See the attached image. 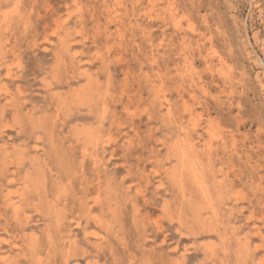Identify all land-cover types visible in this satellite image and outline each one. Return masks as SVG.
<instances>
[{"label":"rangeland","instance_id":"rangeland-1","mask_svg":"<svg viewBox=\"0 0 264 264\" xmlns=\"http://www.w3.org/2000/svg\"><path fill=\"white\" fill-rule=\"evenodd\" d=\"M119 1L107 18L102 0H0V258L264 264V0ZM175 138L194 144L216 215L171 177Z\"/></svg>","mask_w":264,"mask_h":264},{"label":"bare ground","instance_id":"bare-ground-1","mask_svg":"<svg viewBox=\"0 0 264 264\" xmlns=\"http://www.w3.org/2000/svg\"><path fill=\"white\" fill-rule=\"evenodd\" d=\"M4 1H7V0H4ZM169 1H171V0H169ZM102 2H103V4L105 5V7L106 8H104V9H106V13H104V14H106L107 15V18H111V17H116L117 16V10L119 9L118 8V6L120 5V1L119 0H114V3H113V7L112 6H108V4H107V0H102ZM131 2H134V1H131ZM136 2V1H135ZM147 2V1H146ZM148 2H149V5H150V7H149V5L147 4L146 6H148L150 9H151V7L153 8V7H155L154 5H155V3L153 2V0H148ZM78 3V2H77ZM137 4V6H139L138 4H140L139 2H136ZM14 4V3H13ZM16 4V3H15ZM102 4V5H103ZM132 4L133 3H131V6H132ZM169 4H171V3H169ZM1 5V4H0ZM82 5V4H81ZM123 5V4H122ZM125 5V4H124ZM168 5V4H167ZM2 6V5H1ZM13 6V5H12ZM79 6V5H78ZM141 6V5H140ZM172 6V5H171ZM24 7V6H23ZM127 7V6H126ZM148 7H146L147 8V10H146V12H145V14L146 13H148V11H150L151 12V10L149 9L148 10ZM168 7H169V5H168ZM3 8H4V6H3ZM6 8V7H5ZM8 8H10V7H8ZM131 8H133V7H131ZM83 9V8H82ZM168 9H171L172 10V8H168ZM168 9L166 10V12H165V14L168 12ZM0 10H1V7H0ZM4 10V9H3ZM9 9H7V11H8ZM20 10V9H19ZM133 10V9H132ZM137 10H139V9H137ZM142 10H145L144 8L142 9ZM104 11V10H103ZM153 11V10H152ZM170 12H172V11H169L168 13H170ZM2 13H3V11H2ZM19 13V12H18ZM9 14H10V12H9ZM9 14H7L6 13V16L8 15V17H9ZM150 14H152V13H150ZM149 14V15H150ZM164 14V15H165ZM157 15V14H156ZM171 15V14H170ZM177 15V14H176ZM5 16V17H6ZM13 16V15H12ZM1 17H3V16H1ZM0 17V18H1ZM5 17H4V19H5ZM14 17V16H13ZM143 17V16H142ZM167 17V16H166ZM2 19V18H1ZM0 19V20H1ZM10 19V18H9ZM17 19V18H16ZM69 19V18H68ZM68 19H67V21H68ZM123 19V18H122ZM170 19H171V17H170ZM59 21V20H58ZM67 21H66V23H67ZM113 21V20H112ZM188 21V20H187ZM10 23V22H9ZM56 23H57V21H56ZM61 23V22H60ZM59 23V24H60ZM62 24V23H61ZM15 25V24H14ZM63 25V24H62ZM61 25V26H62ZM70 25V24H69ZM174 25V24H173ZM176 25H179V21H176ZM64 26H67V25H64ZM82 26V25H81ZM9 27V26H8ZM193 27V26H192ZM31 28V27H30ZM57 28V27H56ZM67 28V27H66ZM69 28V27H68ZM82 28V27H81ZM58 30V29H57ZM181 30V29H180ZM63 31H64V29H63ZM77 31V30H76ZM177 31H178V29H177ZM25 32V31H24ZM59 32V31H58ZM70 32V31H69ZM64 33V32H63ZM145 33H147V31H145ZM66 34H67V32H66ZM144 34V33H143ZM57 35V34H56ZM60 35V34H59ZM64 35V34H63ZM185 36V35H184ZM44 37H46V36H44ZM146 38V37H145ZM57 39L59 40V38L57 37ZM182 39V38H181ZM9 40V39H8ZM11 40V39H10ZM58 40H57V42H58ZM116 40V39H115ZM183 40V39H182ZM67 41V40H66ZM82 41V40H81ZM118 41V40H117ZM122 41V40H121ZM149 41V40H148ZM185 41H187V40H185ZM5 42V41H4ZM50 42V41H49ZM1 43V42H0ZM68 43V42H67ZM2 44H5V43H2ZM53 44V43H52ZM55 44V43H54ZM48 45V44H47ZM57 44H55V46H56ZM66 45V44H65ZM1 46V45H0ZM58 46V45H57ZM56 46V47H57ZM51 47V46H50ZM63 47V46H62ZM61 47V48H62ZM67 47V46H66ZM1 48V47H0ZM49 48V47H48ZM157 48V47H156ZM14 49V48H13ZM53 50V49H52ZM59 50H60V48H59ZM62 50V49H61ZM127 50V49H126ZM11 51V50H10ZM152 51V50H151ZM62 52H63V50H62ZM65 52V51H64ZM13 53V52H12ZM189 54V53H188ZM179 55V54H178ZM2 56V55H1ZM3 57V56H2ZM1 58V57H0ZM21 58V57H20ZM152 59V58H151ZM206 59V58H205ZM186 60V59H185ZM205 61V60H204ZM222 61V60H221ZM91 62V61H90ZM20 63V62H19ZM206 63H208V62H206ZM220 63V62H219ZM1 64V63H0ZM15 64V63H14ZM185 64H186V62H185ZM9 64H7V66H8ZM11 65V64H10ZM79 65V64H78ZM176 65H177V63H176ZM7 66H6V68H7ZM74 66V65H73ZM178 66V65H177ZM177 66H175V67H177ZM185 67H187V69H188V64L185 66ZM184 67V68H185ZM210 67V66H209ZM79 69V68H78ZM187 69H184V70H187ZM209 69V68H208ZM215 69V68H214ZM76 70V69H75ZM189 70H191L192 71V69H190L189 68ZM88 71V70H87ZM86 71V72H87ZM178 71V70H177ZM81 72V71H80ZM83 72V71H82ZM180 72V71H179ZM73 73H75V72H73ZM76 73H77V71H76ZM84 73V72H83ZM192 73V72H191ZM217 73V72H216ZM8 74H9V72H8ZM7 74V75H8ZM78 74V73H77ZM85 74V73H84ZM182 74V73H181ZM180 74V75H181ZM190 74V73H189ZM192 74H194V73H192ZM4 75V74H3ZM87 75V77H88V74H86ZM183 75V74H182ZM56 76V75H55ZM78 76V75H77ZM83 76V75H82ZM195 76V75H194ZM74 77V76H73ZM95 77H97V76H95ZM182 77V76H181ZM193 77V76H192ZM1 78H3V77H1ZM195 78V77H194ZM197 78V77H196ZM195 78V79H196ZM68 79V78H67ZM109 79V78H108ZM188 79V78H187ZM95 80H97V78L95 79ZM94 80V81H95ZM148 80V79H147ZM183 80H185V79H183ZM227 80V79H226ZM2 81V80H1ZM0 81V82H1ZM197 81V80H196ZM93 82V81H92ZM97 82H99V81H97ZM97 82H95V84L97 83ZM186 82H188V80L186 81ZM199 82V81H198ZM228 82V81H227ZM109 83V82H108ZM196 83V82H195ZM93 84V83H92ZM99 85H101V82L100 83H98ZM198 84V83H197ZM196 84V85H197ZM50 85V84H49ZM151 85V84H150ZM233 85V84H232ZM204 86V85H203ZM6 87V89H7V86H5ZM93 87V86H92ZM95 87V86H94ZM97 87V86H96ZM147 87V86H146ZM191 87H192V85H191ZM195 87V86H194ZM193 87V88H194ZM3 88V87H2ZM102 88V87H101ZM159 88V87H158ZM96 89V88H95ZM157 89V88H156ZM198 89V88H197ZM82 90V89H81ZM87 90V89H86ZM92 90H93V88H92ZM91 89H90V91H92ZM152 90V89H151ZM155 90V89H154ZM159 90V89H158ZM20 91V90H19ZM77 91H78V89H77ZM2 92V91H1ZM8 93H10L9 92V90L7 91ZM6 92V93H7ZM76 92V91H75ZM74 92V93H75ZM97 92L99 93V90H97ZM106 92V91H105ZM152 92V91H151ZM156 92H157V90H156ZM166 92V91H165ZM194 92V91H193ZM205 92H206V90H205ZM208 92V91H207ZM206 92V93H207ZM14 93V92H13ZM98 93H97V95H98ZM153 93H154V91H153ZM164 93V92H163ZM191 93V92H190ZM18 94V93H17ZM82 94H84L83 92H82ZM95 94H96V92H95ZM101 94V93H100ZM69 95V94H68ZM71 95V94H70ZM78 95H79V92H78ZM81 95V94H80ZM80 95H79V97H80ZM85 95H86V92H85ZM96 95V96H97ZM156 96H157V94H155ZM165 94H163V96H164ZM231 95V94H230ZM11 96V95H10ZM93 96H95V95H93ZM92 96V97H93ZM70 97V96H69ZM73 97V96H72ZM78 97V98H79ZM152 97H153V95H152ZM165 97V96H164ZM7 98V97H6ZM10 98V97H9ZM14 98V97H13ZM96 99L98 98V96L97 97H95ZM151 98V97H150ZM158 98V97H157ZM166 98V97H165ZM5 99V98H4ZM91 99H94V98H91ZM159 99V101H160V99L161 98H158ZM167 99V98H166ZM192 99V98H191ZM195 99V98H194ZM10 100V99H9ZM68 100V99H67ZM71 100V99H70ZM73 100V99H72ZM151 100V99H150ZM162 100V99H161ZM16 101V100H15ZM85 101H86V99H85ZM6 102H8V101H6ZM53 102V101H52ZM74 102H75V100H74ZM84 102V101H83ZM83 102H81V103H83ZM12 103V104H11ZM11 107L10 108H12V106H13V104L15 103V102H13V100H11ZM17 103V102H16ZM76 103H78V101L76 102ZM81 103H79V104H81ZM96 103H97V100H96ZM162 102H160V104H161ZM169 103V102H168ZM186 103V107L188 108V106H187V102H185ZM21 104V103H20ZM65 104V103H64ZM67 104V103H66ZM72 104H73V102H72ZM79 104H77L78 106H80ZM85 104V103H84ZM90 104V103H89ZM155 104V103H154ZM76 105V104H75ZM157 105V104H156ZM185 105V104H184ZM3 106H4V104H3ZM10 106V105H9ZM15 106V105H14ZM13 106V107H14ZM82 106V105H81ZM152 106V105H151ZM154 106V105H153ZM168 106V105H167ZM7 107V106H6ZM19 106H17V108H18ZM21 107V106H20ZM19 107V108H20ZM93 107V106H92ZM103 107V106H102ZM166 107V106H165ZM181 107V106H180ZM185 107V106H184ZM16 108V109H17ZM146 108V107H145ZM158 108H160V107H158ZM170 108V107H169ZM172 109V108H171ZM189 109V108H188ZM193 109V108H192ZM196 109V108H195ZM1 110V109H0ZM19 110H21V109H19ZM88 110V109H87ZM90 110V109H89ZM88 110V111H89ZM183 110H184V108H183ZM27 111V110H26ZM185 111V110H184ZM190 111V110H189ZM194 111V110H193ZM1 112V111H0ZM16 112V111H15ZM72 112V111H71ZM165 112V111H164ZM172 112V111H171ZM170 112V113H171ZM3 113V112H2ZM30 113V112H29ZM189 113V112H188ZM200 113V112H199ZM16 114H18V113H16ZM31 114V113H30ZM45 114V113H44ZM164 114V113H163ZM52 115V114H51ZM189 115V114H188ZM198 115V114H197ZM30 116V115H29ZM29 116H28V118H29ZM33 116V115H32ZM170 116V115H169ZM175 116V115H174ZM173 116V117H174ZM180 116V115H179ZM179 116H178V118H179ZM184 116V115H183ZM195 116H196V114H195ZM202 116V115H201ZM45 117V116H44ZM172 117V116H171ZM203 117V116H202ZM26 118V117H25ZM25 118H22V119H20V120H24ZM38 118V117H37ZM162 118H163V116H162ZM181 118V117H180ZM193 117H191V119H192ZM195 118V117H194ZM193 118V119H194ZM198 118H200L199 116H198ZM31 119V118H30ZM18 120H19V118H18ZM17 120V121H18ZM39 120V119H38ZM42 120V119H41ZM46 120V119H45ZM168 120V119H167ZM174 120H177L176 118H174ZM200 120H202L201 118H200ZM24 121H27V120H24ZM24 121H22V122H24ZM31 121V120H30ZM34 121V120H33ZM166 121V120H165ZM178 121H179V119H178ZM193 121V120H192ZM191 121V122H192ZM196 121H199V119L198 120H196ZM7 122V121H6ZM21 122V121H20ZM167 122V121H166ZM32 123V122H31ZM31 123H29L30 125H32ZM36 123H37V121H36ZM177 123V122H176ZM182 123V122H181ZM190 123V122H189ZM193 123V122H192ZM191 123V124H192ZM214 123V122H213ZM17 124V123H16ZM26 124H27V122H26ZM33 124H34V122H33ZM39 124H40V121H39ZM38 124V125H39ZM170 124V123H169ZM177 124H179V122L177 123ZM41 125H44L42 122H41ZM202 125V124H201ZM36 126V125H35ZM100 126V125H99ZM210 126V125H209ZM208 126V127H209ZM1 127H3V126H1ZM9 127V126H8ZM33 127V126H32ZM43 128H44V126H42ZM190 127V126H189ZM192 127L193 128H195L193 125H192ZM201 127V126H200ZM34 128V127H33ZM183 128V127H182ZM81 129V128H80ZM203 129V128H202ZM82 130V129H81ZM101 130V129H100ZM181 130V129H180ZM194 130V129H193ZM206 130V129H205ZM46 131V130H45ZM44 131V129H43V132H45ZM197 131V130H196ZM208 131V130H207ZM216 131V130H215ZM84 132V134H86L85 135V138L87 137L88 138V140H89V138H91V135H89L90 134V130L89 129H87V130H84L83 131ZM100 132V131H99ZM101 132H102V130H101ZM100 132V133H101ZM211 132H212V130H211ZM45 133H47V132H45ZM49 133V132H48ZM52 133V132H51ZM187 133H188V131H187ZM201 133V132H200ZM79 134V133H78ZM78 134H77V136H78ZM167 134V133H166ZM165 134V135H166ZM186 134V133H185ZM217 134V133H216ZM37 135V134H36ZM38 135H39V133H38ZM47 135V134H46ZM89 137H88V136ZM93 135V134H92ZM190 135V134H189ZM193 135V134H192ZM42 136V135H41ZM80 136V135H79ZM79 136H78V138H79ZM187 136V135H186ZM191 136V135H190ZM208 136V135H207ZM210 136H211V134H210ZM213 136H214V134H213ZM51 137V136H50ZM49 137V138H50ZM53 137V136H52ZM51 137V138H52ZM81 137H83L84 138V136H81ZM216 136H214L213 137V140H214V138H215ZM218 137H220L219 135H218ZM37 138V137H36ZM84 138V139H85ZM101 138H102V135H101ZM154 138V137H153ZM181 138V137H180ZM188 138V137H187ZM208 138V137H207ZM84 139H82V140H84ZM92 139V138H91ZM100 139V137L98 138V140ZM155 139V138H154ZM52 140V139H51ZM79 140V139H78ZM82 140L80 141V143L82 142ZM87 140V139H86ZM176 138H175V142H176ZM195 140V139H194ZM211 140H212V138H211ZM210 140V141H211ZM49 141H50V139H49ZM77 141V140H76ZM92 141H93V139H92ZM161 141V140H160ZM187 141H189V143H187L186 142V145H187V147H183L182 145H183V143H181V141H177L176 143H175V149H176V151H174V152H177V154L175 155V154H173V156L175 155V157H176V159H177V162H178V165H177V170L175 171V170H173L172 171V168H171V171H172V173H171V177L173 178V180H175L178 184H179V189L181 190V192H182V194L183 195H185V193H186V188H185V184L184 183H186L185 181L186 180H188L189 181V184L191 183L192 185H193V187L195 188V190H196V192H197V194H198V196H199V198L198 197H196L197 199H200V202H197V203H200V206H199V208H198V206H197V208L199 209V210H197V214L199 213L200 214V211H202V210H206V211H210L211 213H213V215H216L217 214V209L215 208V205H214V201H213V199L210 197V192H209V184H208V180L206 179V177H205V175L199 170V160L197 159V156H196V154H192V152H193V149H195L194 148V144H191L190 142V140H187ZM157 142V141H156ZM174 142V141H173ZM205 142H207V141H205ZM85 143V142H84ZM92 143V142H91ZM6 144V143H5ZM86 144V143H85ZM88 144V143H87ZM182 144V145H181ZM82 145H84V144H82ZM168 145V144H167ZM170 145H171V143H170ZM185 145V144H184ZM207 145V144H206ZM4 146V145H3ZM6 146V145H5ZM13 146V145H12ZM14 146H15V144H14ZM169 146V145H168ZM210 145H208V147H209ZM2 147V146H1ZM32 147V146H31ZM95 147V146H94ZM93 147V150L96 148H94ZM98 147V146H97ZM215 147V146H214ZM4 148V147H3ZM8 148V147H7ZM53 148V147H52ZM56 148V147H55ZM168 148V147H167ZM173 147H171V149H172ZM196 148H198V147H196ZM87 149V148H86ZM166 149V148H165ZM170 149V150H171ZM204 149V148H203ZM1 150V149H0ZM3 150V149H2ZM8 150V149H7ZM51 150V149H50ZM97 150V149H96ZM197 150V149H196ZM199 150H200V148H198V152H197V154L199 153ZM166 151V150H165ZM167 151H169V150H167ZM209 151V150H208ZM2 152V151H1ZM171 153V152H170ZM208 153V152H207ZM6 154H8L7 152H6ZM6 154H4V155H6ZM200 154V153H199ZM202 154V153H201ZM1 155H3V154H1ZM156 155V154H155ZM166 155V154H165ZM7 156V155H6ZM5 156V159H7L8 157H6ZM22 156V155H21ZM97 156V155H96ZM200 156V155H199ZM166 157V156H165ZM201 157H203V156H201ZM200 157V158H201ZM208 157V156H207ZM12 158V157H11ZM14 158V157H13ZM168 158V157H167ZM82 159V158H81ZM163 159H165V158H163ZM162 159V160H163ZM202 160L204 159V158H201ZM210 159V158H209ZM1 160H4V158L3 159H1ZM161 159H160V161H162ZM169 160V159H168ZM11 161V160H10ZM13 161V160H12ZM96 161V160H95ZM95 161H94V163H95ZM98 161V160H97ZM96 161V162H97ZM206 161V160H205ZM212 161V160H211ZM3 162H5V160L3 161ZM7 162V161H6ZM20 162V161H19ZM175 162V161H174ZM176 162V163H177ZM14 163V162H13ZM100 163V162H99ZM204 163V162H203ZM208 163V162H207ZM96 164V163H95ZM121 164V163H120ZM172 164V163H171ZM161 165H163V163L161 164ZM3 166H4V164H3ZM161 167V166H160ZM202 167V166H201ZM64 168V167H63ZM99 168V167H98ZM166 168H167V166H166ZM164 169V168H163ZM169 169V168H168ZM174 169V168H173ZM176 169V168H175ZM203 169L204 168H202V171H203ZM166 170V169H165ZM42 171V170H41ZM51 171V170H50ZM98 171V170H97ZM170 171V172H171ZM204 171H205V169H204ZM164 172V171H163ZM169 172V173H170ZM206 172V171H205ZM52 173V172H51ZM141 173V172H140ZM169 173H167L166 172V174H169ZM162 175V174H161ZM165 175V174H164ZM206 175H207V173H206ZM98 176V175H97ZM208 176V175H207ZM210 176V175H209ZM1 177V176H0ZM99 177V176H98ZM97 177V178H98ZM26 178H28V177H26ZM81 178V177H80ZM7 179V178H6ZM167 179H168V177H167ZM28 180H29V178H28ZM27 180V181H28ZM44 180V179H43ZM160 180V179H159ZM170 180H172V179H170ZM211 181V180H210ZM9 182V181H8ZM21 182V181H20ZM171 182V181H170ZM173 182V181H172ZM171 182V184L173 185V183ZM231 183H232V181H230ZM6 183V182H5ZM31 183H33V182H31ZM98 183H99V185L102 187V185L100 184L101 182L100 181H98ZM108 183H110V182H107V184H105L106 185V188L108 187L107 185H108ZM25 184H27V183H25ZM34 184V183H33ZM160 184V183H159ZM158 184V185H159ZM162 184H164V183H162ZM174 184H175V182H174ZM27 185H29V184H27ZM44 185V184H43ZM82 186V185H81ZM109 186H111V185H109ZM188 186V185H187ZM186 186V187H187ZM219 186H220V184H219ZM16 187V186H15ZM100 187V188H101ZM157 187V186H156ZM21 188H23L22 186H21ZM27 188V187H26ZM25 187L23 188V189H26ZM29 188V187H28ZM27 188V189H28ZM30 188H33V186L31 187L30 186ZM172 188H174V185H173V187ZM188 188H189V186H188ZM187 188V189H188ZM34 189V188H33ZM32 189V190H33ZM85 189V188H84ZM104 189V188H103ZM102 189V190H103ZM211 189V188H210ZM234 189V188H233ZM22 190V189H21ZM35 190L36 189H34V192H35ZM63 190V189H62ZM98 190V189H97ZM96 190V191H97ZM108 190H109V188H108ZM111 190V189H110ZM239 190V189H238ZM104 191V190H103ZM112 191H113V189H112ZM111 191V192H112ZM159 191V190H158ZM173 191V190H172ZM175 191V190H174ZM173 191V192H174ZM240 191V190H239ZM25 192H28L27 190L26 191H24L23 193H25ZM33 192V191H32ZM31 192V193H32ZM157 192V191H156ZM30 193V192H29ZM236 193H238V192H236ZM35 194V193H34ZM99 194V193H98ZM110 194V193H109ZM176 194V193H175ZM84 195V194H83ZM193 196V193L192 194H190L189 196ZM236 194H234L233 196H235ZM99 196V195H98ZM97 196V197H98ZM106 196H107V194H106ZM109 196H112V195H109ZM185 196H188V195H185ZM236 196H238V195H236ZM39 197V196H38ZM89 197V196H88ZM95 197V198H94ZM93 198L94 199H96L97 200V198H96V196H94ZM103 197V196H102ZM176 197V196H175ZM177 197H180L179 195H177ZM238 197H240V194H239V196ZM261 197V196H260ZM6 198H7V196H6ZM106 198V197H105ZM111 199V197H108V199ZM191 198V197H190ZM195 198V197H194ZM245 198H247V197H245ZM40 199V198H39ZM102 199V198H101ZM196 199V200H197ZM218 199H219V197H218ZM221 199V198H220ZM241 199V198H240ZM248 199V198H247ZM43 200V199H42ZM41 200V201H42ZM60 200V199H59ZM103 200V199H102ZM180 200V199H179ZM183 200H184V198H183ZM189 200V199H188ZM191 200V199H190ZM195 200V199H194ZM243 200V199H242ZM11 201V200H10ZM9 201V202H10ZM98 201H99V199H98ZM103 201H105V199L103 200ZM192 201V200H191ZM199 201V200H198ZM8 202V203H9ZM94 202V201H93ZM181 202V201H180ZM179 202V203H180ZM193 202V201H192ZM250 202V201H249ZM7 203V204H8ZM84 203V202H83ZM94 203H97V202H94ZM167 203V202H166ZM194 203V202H193ZM195 203H196V201H195ZM14 204V203H13ZM105 204V203H104ZM165 204V203H164ZM180 204H182V202L180 203ZM8 205H10V204H8ZM102 206H101V208L103 207V206H105V205H103V204H101ZM166 205V204H165ZM187 205V204H186ZM190 205H191V203H190ZM13 205L11 204V207H12ZM17 206V205H16ZM60 206V205H59ZM76 206H77V203H76ZM92 206V205H91ZM18 207V206H17ZM54 207V206H53ZM111 207V206H110ZM9 209H10V207H8ZM91 208V207H90ZM105 209H106V206L104 207ZM112 208V207H111ZM179 208H181V207H179ZM21 209V208H20ZM103 209V208H102ZM113 209H115L114 207H113ZM41 210V209H40ZM64 210V209H63ZM186 210V209H185ZM17 211V210H16ZM15 211V212H16ZM67 211V210H66ZM104 211V210H103ZM102 211V212H103ZM110 211V210H109ZM167 211H168V209H167ZM190 211H192V210H190ZM100 212V211H99ZM183 212H187V211H183ZM189 212V211H188ZM187 212V213H188ZM61 213V212H60ZM113 213V212H112ZM169 213V212H168ZM191 213V212H190ZM196 213V212H195ZM232 213V212H231ZM98 214V213H97ZM180 214H181V212H180ZM184 214V213H183ZM186 214V213H185ZM189 214V213H188ZM192 214V213H191ZM169 215V214H168ZM172 215H173V213H172ZM194 215V214H193ZM219 215V214H218ZM217 215V216H218ZM103 216H104V214H103ZM108 216H109V214H108ZM178 216H179V214H178ZM183 216H185V215H183ZM195 216V215H194ZM207 216H210L209 214L207 215ZM99 217V216H98ZM171 217V216H170ZM169 217V218H170ZM211 217V219L213 218L212 217V215L210 216ZM251 217V216H250ZM95 218H96V216H95ZM172 218H173V216H172ZM177 218V217H176ZM179 218H181L180 216H179ZM189 218H191V217H189ZM203 218V217H202ZM222 218H224V217H222ZM251 218H253V217H251ZM8 219V218H7ZM74 219V218H73ZM99 219H100V217H99ZM102 219H103V217H102ZM182 219V218H181ZM184 219H186L185 217H184ZM183 219V220H184ZM198 219H199V216H198ZM207 219V218H206ZM205 219V220H206ZM210 219V218H209ZM209 219H208V221H209ZM210 219V220H211ZM216 219V218H215ZM173 220V219H172ZM172 220H170V221H172ZM191 220V219H190ZM217 220H219L218 218H217ZM22 221V220H21ZM98 222H100L99 220H97ZM103 221V220H102ZM102 221H101V223H102ZM158 221V220H157ZM220 221V220H219ZM95 222H96V220H95ZM105 222V221H104ZM187 222H188V220H187ZM194 222V221H193ZM197 222V221H196ZM195 222V223H196ZM9 223V222H8ZM59 223V222H58ZM76 223H77V221H76ZM179 223V222H178ZM201 223V222H200ZM202 223H204V220H203V222ZM201 223V224H202ZM208 223V222H207ZM213 223H215V221L213 222ZM190 224V223H189ZM209 225H210V223H208ZM219 224H220V222H219ZM96 225H97V222H96ZM107 225V224H106ZM187 225V224H186ZM104 226V225H103ZM185 226V225H184ZM183 226V227H184ZM159 228V227H158ZM210 228H212V226L210 225ZM105 229V228H104ZM110 229V228H109ZM203 229H204V227H203ZM71 230V229H70ZM205 230H210V229H206V227H205V229L203 230V232L205 231ZM213 230V229H212ZM207 231V232H208ZM214 231H215V228H214ZM222 231V230H221ZM258 231H259V229H258ZM210 232H211V230H210ZM218 232V231H217ZM216 232V233H217ZM224 232V231H223ZM257 232V231H256ZM24 233V232H23ZM97 233V232H96ZM95 232L93 233V234H96ZM231 233V232H230ZM230 233H228V234H230ZM232 234V233H231ZM98 236H100L101 234H97ZM194 235H195V233H194ZM49 236V235H48ZM96 236V235H95ZM70 237V236H69ZM226 237V236H225ZM88 238V237H87ZM103 238V237H102ZM17 240V239H16ZM70 240H72V239H70ZM74 240V239H73ZM72 240V241H73ZM95 240V239H94ZM220 240H221V238H220ZM33 241V240H32ZM205 241V240H204ZM11 242V241H10ZM97 242V241H96ZM73 243V242H72ZM72 243H70V245H72ZM102 242H100V244H101ZM246 243V242H245ZM11 245V244H10ZM32 245V244H31ZM33 245H34V243H33ZM75 245V244H74ZM99 246V245H98ZM244 246V245H243ZM18 247V246H17ZM37 247V246H36ZM9 248V247H8ZM245 248V247H244ZM33 249V248H32ZM36 249V248H35ZM237 249V248H236ZM222 252H225V251H223V250H221ZM247 251V250H246ZM29 253V252H28ZM241 253L243 254L244 252L243 251H241ZM240 253V254H241ZM247 253V252H246ZM25 254V253H24ZM184 255V254H183ZM30 256H31V254H30ZM239 256V255H238ZM243 256V255H242ZM247 256V255H246ZM249 256V255H248ZM35 257V256H34ZM183 257V256H182ZM29 258V257H28ZM184 258V257H183ZM238 258V257H237ZM246 258V257H245ZM9 259V258H8ZM7 259V256H5L4 255V257H1L0 258V264H7L8 262H9V260ZM33 259V258H32ZM131 259H132V257H131ZM185 259V258H184ZM184 259H182V260H184ZM37 260V259H36ZM203 260V259H202ZM239 260H241V259H239ZM238 260V261H239ZM243 260V259H242ZM237 261V262H238ZM264 261V260H263ZM241 262V261H240ZM239 262V263H240ZM18 264V263H17ZM143 264V263H142ZM237 264V263H236ZM241 264H243V263H241Z\"/></svg>","mask_w":264,"mask_h":264}]
</instances>
